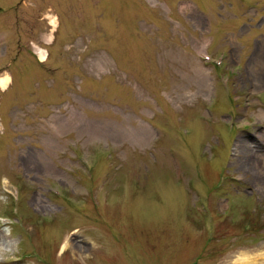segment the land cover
<instances>
[{
  "label": "rangeland",
  "instance_id": "374dc122",
  "mask_svg": "<svg viewBox=\"0 0 264 264\" xmlns=\"http://www.w3.org/2000/svg\"><path fill=\"white\" fill-rule=\"evenodd\" d=\"M4 72L0 264H264V0H0Z\"/></svg>",
  "mask_w": 264,
  "mask_h": 264
},
{
  "label": "bare ground",
  "instance_id": "6f19581e",
  "mask_svg": "<svg viewBox=\"0 0 264 264\" xmlns=\"http://www.w3.org/2000/svg\"><path fill=\"white\" fill-rule=\"evenodd\" d=\"M50 22H51V24L55 25V19L54 18H52V20ZM45 39L47 41H50L51 35H45ZM35 49L37 51V54L39 56L40 61H44V59H46L47 51L44 50L43 48L37 47V46L35 47ZM10 79L11 78H10V75L8 72H4L0 75V89L1 90H5L8 87V85L10 83ZM4 261H6V260L2 259V262H4Z\"/></svg>",
  "mask_w": 264,
  "mask_h": 264
}]
</instances>
